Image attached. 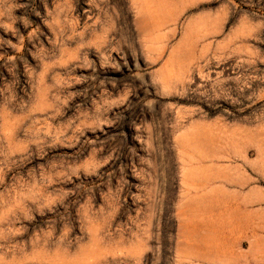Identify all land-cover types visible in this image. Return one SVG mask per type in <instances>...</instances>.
Returning <instances> with one entry per match:
<instances>
[{
	"label": "rangeland",
	"instance_id": "1",
	"mask_svg": "<svg viewBox=\"0 0 264 264\" xmlns=\"http://www.w3.org/2000/svg\"><path fill=\"white\" fill-rule=\"evenodd\" d=\"M0 264H264V0H0Z\"/></svg>",
	"mask_w": 264,
	"mask_h": 264
}]
</instances>
